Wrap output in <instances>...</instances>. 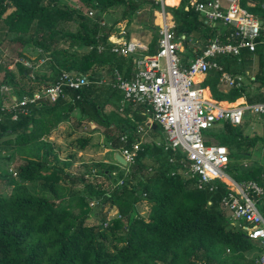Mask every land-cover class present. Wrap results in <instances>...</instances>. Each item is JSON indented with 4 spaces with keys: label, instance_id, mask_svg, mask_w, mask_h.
Listing matches in <instances>:
<instances>
[{
    "label": "trees",
    "instance_id": "1",
    "mask_svg": "<svg viewBox=\"0 0 264 264\" xmlns=\"http://www.w3.org/2000/svg\"><path fill=\"white\" fill-rule=\"evenodd\" d=\"M76 1L80 10L61 0H0V45L12 34L9 43L37 50V57L51 60L48 78L34 77L32 82L21 63H15V72L0 64V87L8 80L5 86L17 91L16 101L48 88L61 71L91 73V79H97L96 67L107 65L108 70H121L124 58L111 53L108 47L98 51L105 45L110 28L101 25L99 18L87 17L88 11L101 15L121 6L122 18L129 19L144 6L160 8L154 0ZM253 1V7H247L245 2L242 6L256 14L264 26V9L260 8L264 0ZM165 4L175 6L178 0H165ZM165 11L172 17L175 35L184 36L181 42L186 54L191 50V41L199 42L192 57L201 54L213 33L188 0H180L177 7H165ZM71 24L75 25L74 31L69 28ZM155 42L157 36L153 38ZM84 47L88 52L78 54L74 50ZM153 53L151 47L148 54ZM218 77L219 73L211 71L200 86L208 87L214 100L232 103L243 96L245 87L219 91ZM253 78L251 84L264 87L263 69ZM20 80L29 85L22 86ZM102 90L90 85L80 93L68 92L73 103L61 98L54 103L42 100L28 105L29 113L15 118L0 106V161L14 164L15 173L12 176L5 171L0 175L10 188L7 196L0 195V264H256L260 249L254 254L255 247L247 239L248 226L231 222L220 207L229 191L223 183L215 180L212 192L197 189L194 180L184 179L176 172L177 165L169 162L172 152L161 147L150 157V165L143 163L152 153L137 132V126L145 121L143 107L138 106L143 110L138 111L140 119L134 128L126 125L128 116L114 121L117 138L111 143L113 149L131 151L133 143L140 142L129 173L117 175L121 185L104 190L98 183L88 181L91 175L110 179L114 169L109 166L72 175L66 169L69 164L58 165L60 155L49 141L50 134L76 109L84 121L97 123L104 107L100 102ZM261 96L257 95L255 101H264ZM247 101L253 102L249 98ZM217 126L218 131L213 128L206 135L228 150L230 160L249 156L257 144L264 147V126L262 135L252 136L244 134L243 124L236 127L222 121ZM79 144L84 148L86 140ZM226 174L236 183L252 181L264 187L262 167L242 169L229 163ZM63 185L72 190L62 192ZM90 200L98 205L100 223L95 226L85 224ZM141 202L148 207L145 216L137 210ZM113 207L118 216L108 218ZM258 209L264 219V202H258Z\"/></svg>",
    "mask_w": 264,
    "mask_h": 264
},
{
    "label": "built area",
    "instance_id": "2",
    "mask_svg": "<svg viewBox=\"0 0 264 264\" xmlns=\"http://www.w3.org/2000/svg\"><path fill=\"white\" fill-rule=\"evenodd\" d=\"M154 2L160 8L156 10L158 39L153 54H148L147 48L140 43H121L114 35L107 38L104 46L98 47V51L108 47L111 53L130 59L133 66L131 78L114 71L111 82L106 83L101 79H91L89 74L61 71L48 88L35 91L30 97L23 96L10 108L3 109L11 111L15 118L17 114L29 113L27 106L42 100L54 103L61 98L73 103L68 92L80 93L90 85H107L117 90L122 95L121 109L127 105L141 106L149 112L147 129L152 125L161 129L162 149L172 152L169 162L177 165L178 174L184 179L194 180L196 188L202 191L212 192L215 180L227 187L229 191L222 198L220 207L231 222L248 226V241L260 249L256 264H264V219L258 209V202H264V187L252 181L236 183L226 174L228 150L205 142L206 132L222 121L237 127L243 124L248 113L264 123V102L243 100L236 106H223L205 96L198 87V79L202 81L212 71L219 73V84L230 89L244 88L241 77L224 71L222 60L239 59L242 50L254 55L258 47H264L262 21L242 6V2L247 7H253L255 3L253 0H188L189 6L213 33L201 54L189 58L181 42L184 36L175 35L172 17L165 11L164 0ZM260 8L264 9V2ZM86 15L93 18L94 12L88 11ZM21 64L27 69L32 68L26 62ZM143 129L139 128V132ZM121 141L124 142V138ZM139 146L140 142H135L131 151L121 149L118 152L126 161V166L116 163L123 170L120 171L123 175L129 173ZM8 173L15 176L12 168ZM174 174L171 172L172 176ZM261 177L264 179V165ZM121 184L122 179L117 178L113 186Z\"/></svg>",
    "mask_w": 264,
    "mask_h": 264
},
{
    "label": "crops",
    "instance_id": "3",
    "mask_svg": "<svg viewBox=\"0 0 264 264\" xmlns=\"http://www.w3.org/2000/svg\"><path fill=\"white\" fill-rule=\"evenodd\" d=\"M61 2L66 4L70 8L77 9V10L81 9V5L76 0H61ZM179 2L180 0H178V4L175 6H168L166 4L165 6L177 7L179 5ZM152 11H153L154 18H153V21L151 22V25L149 24V22L148 23L145 22L141 17H138L140 15L141 10L135 13L134 15H132L129 19L127 18L123 19L121 16L123 12V7L121 6L110 9L106 13L100 15L102 19L105 16H107L109 20L111 21H105L106 24L104 21L100 20V22L102 24L107 25L110 28L109 30L110 35H114L119 42L123 43V42L133 41L136 43H140L147 48L148 53H149V50L151 47H153V50L155 51L156 42L152 43V41H153V38L156 37L157 35L154 34L153 30L158 31L157 20H159L156 15V10H152ZM69 28L70 30L74 31L75 25L74 27L69 25ZM1 50L2 49L0 45V60L3 59ZM74 50L78 54H82V53L88 52L89 49L84 47V48H78ZM256 53H258L259 57L261 56V58L264 59V50L262 49V46H260L257 49L255 54ZM22 54L25 55V58H21V60H18L19 62L18 61L17 62L18 63H21V61L26 62L32 66L31 69H28L29 77L31 80L30 82H32L34 77H39V78L43 77V79L48 78V75L50 72L49 65L51 64V60L49 59V57L43 56L39 58L37 57L39 52L31 48H27L26 52ZM254 55H250L246 51L242 50L239 59L228 58V59L222 60L223 69L225 72L231 74L232 76H238L244 80V77H248L249 72L254 67V63L252 61L254 58ZM189 58H192V56H190ZM243 59H246L247 61L248 59H250L249 61L250 64L248 63L246 66L243 65L242 64ZM113 65H116V64H113ZM42 66H44L45 69L43 68V70H39V68L42 69L41 68ZM257 66L258 67L260 66V69L263 68V66L261 68V65H257ZM7 70L11 72H15V71H12V69L10 68H8ZM114 71H117V70H114V69L108 70L107 65H102V66L95 68V73L98 74V77H99L97 79L104 80L106 83L111 82L112 74ZM257 71H259V69H257L256 72ZM118 72H120L127 79L131 78L133 75V66H132L131 60L130 59L125 60L124 58L123 64L121 65V70H119ZM0 74H1L0 78L1 76L3 78L2 71H0ZM87 74L91 76V73H87ZM253 76L252 77L249 76L250 78L249 80H253L254 79ZM204 79L202 81L200 80V78L198 79V87L202 86ZM20 84L22 86L29 85V83L26 80L20 81ZM1 87H4V89L7 91H11V94H9L8 98L7 97L4 98L5 100L3 101L5 102L3 103H6L7 99H11L12 102H14L16 100L17 91L10 87H6L5 84L2 85ZM99 87L103 89L101 93V98H100V102L104 104L103 110L100 114V118L102 119L97 118V123L84 121L81 118L79 111L76 109L70 114V116L65 121L60 122L57 128L49 136V141L52 142L57 147L59 155L61 153V149H66L67 139L73 138V136L78 134L79 132L81 135L85 136L83 138L86 140V144L84 148L82 149L79 147L80 150L75 155L76 157L74 155L65 157L63 159H61L60 157V161H59L60 166H62L65 163L69 164L66 169L72 175H77L75 171H77L80 168L81 169H83V167L88 168V164L90 163L94 164L92 165V167L109 166V167H112L114 170L116 169L118 172H120L119 166L116 164L117 162L113 160V153L116 151L119 152L121 149H113L111 146V143L112 142L114 143L117 138V134H116L115 127H114L117 125V123L114 121H116L117 118L123 119L125 116H128V120H126L125 123L126 125H128V127L134 128L136 127L135 125H137L135 123H137V121L140 119L138 111L143 110V108L141 109L138 106H131V105H127L123 109H121L120 107V102L122 99L121 93L118 92L117 90L111 89L107 85H103ZM200 88L203 90L205 96H207L208 98H210L211 100L215 102L220 103L221 105L225 104L223 106L241 104L243 100L247 101L248 99L246 96V87H245V92L243 96L232 103H228L226 101H216L213 99L208 87H200ZM217 88L219 89V91L223 93L230 90V88L219 84V82L217 84ZM251 90L252 91L254 90L253 86H251ZM206 91L208 92V94H206ZM261 97L264 98V93ZM256 102H264V101H255V99H253V102L251 103H256ZM1 108L3 107L1 106ZM144 110L146 112L145 121H144V124L137 126V132L141 136V142L149 146L150 150L152 151L150 156L143 160V163L148 166L152 163L150 157L155 155V153L157 154L156 148L158 149L159 147L162 148L161 143H163L164 139H163V133L159 127L152 125L149 129H147V124H148L147 121L149 119V112H147L146 109ZM101 120L102 122H100ZM252 120L255 122H259L261 124L259 126L255 123V125L252 124L253 126H250L252 127V129L254 128L255 130V132H253L252 134L262 135L263 126H264L263 121L256 118L255 116H252ZM109 122L110 123L114 122V124H111L110 127H105V125H107ZM141 127L144 128L143 132H139V128ZM156 128H159L160 132H158ZM244 134L249 135L248 133H245V132ZM107 152L111 154V161H108L107 157H105V154ZM99 156H101L102 159H100ZM88 158H94V160L89 162ZM82 174H85V173H82ZM82 174H79V175H82ZM89 177L90 176H87V179ZM62 188H63L62 192H67V191L72 190V188L67 185H63ZM147 209L148 207L145 204V210ZM138 213L141 216H145L147 212L145 213L144 211H142ZM116 216H118L116 208H111V210L108 212V218H112ZM257 249L258 248L255 247L254 254L258 252Z\"/></svg>",
    "mask_w": 264,
    "mask_h": 264
},
{
    "label": "rangeland",
    "instance_id": "4",
    "mask_svg": "<svg viewBox=\"0 0 264 264\" xmlns=\"http://www.w3.org/2000/svg\"><path fill=\"white\" fill-rule=\"evenodd\" d=\"M11 11L8 10V13ZM95 18H99L101 21H111L109 20V18L107 16H105L103 19L102 17L94 12V16ZM138 17H141L145 22H149V24L151 25V22L153 21L154 15H153V11L150 9L149 6H144L143 9H141L140 15ZM157 22L159 23V20H157ZM106 24V22H105ZM104 24V25H105ZM109 25V24H108ZM71 26L74 27L73 24H71ZM106 27H108L106 25ZM157 29V28H156ZM154 34L157 35L158 37V31L157 30H153ZM14 37L12 34H9L4 41V43L1 44V54L3 55V59L0 60V64H3L8 68L12 69V71H15V63L18 60H21L22 57H20L19 54H22L24 52H26V47H20L19 44L16 43H9V40H11V38ZM199 42L197 41H191L188 44V47L191 49L189 54L187 53L186 55L189 57L193 55L194 51L197 52L199 47H198ZM1 55V56H2ZM26 60V59H25ZM250 59H248V61L246 59H243V65H247L249 63ZM253 63H254V67L253 69L249 72V76H253L256 72L257 69H260V66L258 67L257 65H261V68L263 66V70H264V59L261 58V56H258V53H256L254 55L253 58ZM19 62V61H18ZM22 62V61H21ZM250 64V63H249ZM42 69L39 68V70H43L44 66L41 67ZM45 69V68H44ZM1 75V74H0ZM248 77H244V87H246V96L249 99H255L257 95L261 94L263 95L264 93V87H260L258 83H254L251 84L250 82V78ZM17 79L19 80V77L16 75ZM263 78H264V71H263ZM2 76L0 78V83L2 81ZM21 81V80H20ZM9 81L6 80L5 84H8ZM22 83V82H21ZM251 86L254 87V90H251ZM250 87V88H249ZM245 92V91H244ZM9 94H11V91H7L4 89V87H0V106H2L3 108H10V106L13 104L11 99H7L6 103H3L5 101L4 98H8ZM255 123L257 125H261L259 122H255L252 120V116L249 115L248 113L245 115V119L243 122V126H244V132L248 133V136H252L253 132H255L254 128L252 129V127L255 125ZM253 124V125H252ZM83 128V127H82ZM220 129L219 126H216L214 128L213 131H218ZM249 129V130H248ZM158 132H160V129L158 128L157 130ZM85 136L81 135L80 132L76 135L73 136V138L67 139L66 141V149H61V153H60V157L61 159L71 156V155H76L79 152V146L80 144L78 143L80 140H84ZM205 142L207 144H214V145H218L217 141H214L213 137H211L209 134L205 136ZM232 152H235L234 149H232ZM229 153V152H228ZM0 157H3V154L1 153ZM76 157V156H75ZM105 157H107L108 161H111V154L109 152H107L105 154ZM100 159L101 156H99ZM94 160V158H88V161H92ZM229 163L230 164H237L239 167H241L242 169H249V168H257V167H262L264 165V147L261 144H257L252 150H251V154L245 158H241V159H237V160H233V159H229ZM60 165V163L58 164ZM92 163L88 164V168L87 167H83V169H78L77 171H75V173L77 175L85 173L87 174L89 171H92L91 169L92 167ZM14 166L13 165H6L4 161H0V175L3 174V172H8L10 168H12ZM97 167V166H95ZM120 171L123 172V170L121 168H119ZM117 173L118 172L116 169L113 170L112 174L110 175V179H107L105 177L102 176H95V175H91L88 178V181H91L93 183H98V185L101 186L102 189L104 190H109L115 183V181L117 180ZM90 175V174H88ZM10 192V188L8 186H6L1 180H0V195L1 196H7ZM90 212L88 214V218L85 221V224L87 226H91V225H98L100 223V216L97 214V210H98V205L94 202L90 200ZM115 208V207H113ZM111 210V209H110ZM109 210V211H110ZM117 210V209H116ZM137 210L138 212H142L144 211L145 213L147 212V210H145V203L141 202L140 204L137 205ZM144 213V214H145ZM117 215H118V211H117ZM109 247H111V245H109Z\"/></svg>",
    "mask_w": 264,
    "mask_h": 264
},
{
    "label": "water",
    "instance_id": "5",
    "mask_svg": "<svg viewBox=\"0 0 264 264\" xmlns=\"http://www.w3.org/2000/svg\"><path fill=\"white\" fill-rule=\"evenodd\" d=\"M156 48L157 47L155 46V50ZM113 160L122 166H126V161L120 156L117 151L113 153Z\"/></svg>",
    "mask_w": 264,
    "mask_h": 264
},
{
    "label": "bare ground",
    "instance_id": "6",
    "mask_svg": "<svg viewBox=\"0 0 264 264\" xmlns=\"http://www.w3.org/2000/svg\"><path fill=\"white\" fill-rule=\"evenodd\" d=\"M236 105H239V104H233L232 106H236Z\"/></svg>",
    "mask_w": 264,
    "mask_h": 264
}]
</instances>
